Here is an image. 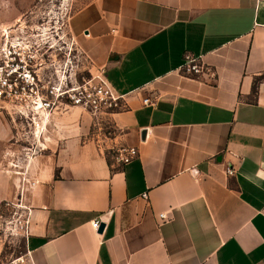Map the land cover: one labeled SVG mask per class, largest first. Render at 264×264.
I'll list each match as a JSON object with an SVG mask.
<instances>
[{
  "label": "crops",
  "instance_id": "crops-1",
  "mask_svg": "<svg viewBox=\"0 0 264 264\" xmlns=\"http://www.w3.org/2000/svg\"><path fill=\"white\" fill-rule=\"evenodd\" d=\"M74 9L70 36L125 107L99 125L80 107L55 114L49 149L25 156L1 124L0 202H25L31 263L264 264V0ZM185 53L209 70L182 74ZM118 145L138 156L115 167Z\"/></svg>",
  "mask_w": 264,
  "mask_h": 264
},
{
  "label": "built area",
  "instance_id": "built-area-1",
  "mask_svg": "<svg viewBox=\"0 0 264 264\" xmlns=\"http://www.w3.org/2000/svg\"><path fill=\"white\" fill-rule=\"evenodd\" d=\"M24 29V25H18L14 32H7L5 29L2 33L0 107L8 115L32 128L25 135L33 141L26 155L29 152L37 153L39 146H35L39 144L43 131L55 114L66 112L72 107H80L99 125L102 122L100 117L111 115L125 107V94L117 92L109 84L103 69L91 71L92 61L79 47H75L76 53H72L71 47H68V52H62L64 46L34 38L33 27H30L32 32ZM79 55L85 57L86 66L82 65ZM208 70L201 57L190 53L184 54L179 66L182 74L191 77H199ZM143 103L152 104V99L146 97ZM104 122L107 126V120ZM137 156L138 148L130 145L110 146L106 151V157L115 167L126 165ZM226 172L233 175L234 169L227 168ZM142 196L145 198L147 194L143 193ZM158 217L161 220L167 218L164 212H160ZM99 222L95 219L91 227L97 230ZM19 225L26 236L27 215ZM1 264L32 263L29 251L25 250L20 256Z\"/></svg>",
  "mask_w": 264,
  "mask_h": 264
},
{
  "label": "rangeland",
  "instance_id": "rangeland-1",
  "mask_svg": "<svg viewBox=\"0 0 264 264\" xmlns=\"http://www.w3.org/2000/svg\"><path fill=\"white\" fill-rule=\"evenodd\" d=\"M74 8L75 0H0V42L3 40L2 33L5 29L9 32L18 25H24L26 28L24 30L29 32H32L30 27L35 29L34 38L41 39L42 42H56L64 46L62 52H68L71 47L72 53H76L75 47L78 46L67 28L68 19ZM80 59L82 65L86 66L85 57L81 55ZM1 124L9 127V144L19 150L20 156H25L33 142L25 135L32 128L8 115L0 107V127ZM44 132L46 130L40 138L37 153L49 149ZM26 215L27 206L24 201L18 199V196L12 201L0 202V264L9 262L25 252V235L19 224Z\"/></svg>",
  "mask_w": 264,
  "mask_h": 264
},
{
  "label": "water",
  "instance_id": "water-1",
  "mask_svg": "<svg viewBox=\"0 0 264 264\" xmlns=\"http://www.w3.org/2000/svg\"><path fill=\"white\" fill-rule=\"evenodd\" d=\"M145 134H146V129H141L140 130V137H141V140H144V138H145Z\"/></svg>",
  "mask_w": 264,
  "mask_h": 264
}]
</instances>
